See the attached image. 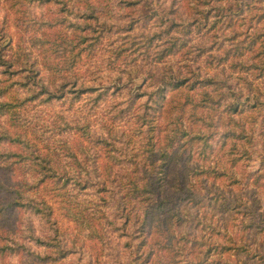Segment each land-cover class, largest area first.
I'll return each instance as SVG.
<instances>
[{
    "label": "rangeland",
    "instance_id": "rangeland-1",
    "mask_svg": "<svg viewBox=\"0 0 264 264\" xmlns=\"http://www.w3.org/2000/svg\"><path fill=\"white\" fill-rule=\"evenodd\" d=\"M11 1L0 0V61L29 69L0 67L3 98L18 104L16 116L0 118V134L32 145L0 140V151L25 155L0 163V181L47 176L33 164L42 154L54 171L30 192L52 220L45 205L3 211L0 264H134L143 240L151 264H264V76L225 61L235 32H264V0ZM44 21L59 23L40 36ZM77 23L89 40L75 46ZM51 41L73 51L41 52ZM19 45L33 49L32 66ZM147 165L170 199L150 208L155 217L141 231L136 216L148 203L128 196L126 178L144 177ZM12 198L0 194V204Z\"/></svg>",
    "mask_w": 264,
    "mask_h": 264
},
{
    "label": "trees",
    "instance_id": "trees-1",
    "mask_svg": "<svg viewBox=\"0 0 264 264\" xmlns=\"http://www.w3.org/2000/svg\"><path fill=\"white\" fill-rule=\"evenodd\" d=\"M50 1V0H48ZM14 2V3H13ZM11 5L12 7L17 6V1L16 0H12L11 1ZM207 3V2H206ZM128 5V4H126ZM77 17H81L83 16V14H85L84 16L87 17L85 19V21L87 22L88 19L90 18L88 16V14L86 12H83L82 14H79L78 12H76ZM91 15L95 16L96 20H100V16H99V12H91ZM207 16V15H206ZM89 17V18H88ZM245 17V16H244ZM259 18V24H261L264 20V11L263 14H261V17L258 16ZM251 19V18H250ZM174 22V21H173ZM191 21H189L188 23L186 22V24H184V28H188V24ZM59 22H50V21H44L42 22L41 26H39V29L41 31V35L43 36L45 33H47V31H49L48 29L52 30V29H56V26ZM243 23V22H242ZM250 23V21H249ZM193 24V23H192ZM84 23H77L76 25H72V30L77 31V33L80 34L79 40L78 42L75 44L78 45V43L83 42L84 39L89 40L87 35H82V33L84 31H87V28H85ZM199 26V20L198 23L196 24V26ZM203 25V24H202ZM215 27V23L213 24ZM241 25V23L239 24ZM254 25V23L250 24L249 27H252ZM91 29V26L89 27ZM132 27L129 28V30H131ZM259 29V28H258ZM36 31V30H35ZM89 31V30H88ZM93 31V30H92ZM239 35H245V39L243 42H235V39L238 38ZM264 35V32H257V33H253V32H246L244 33H240V32H235V37H234V41L230 42V53L228 58L225 61H228L230 63V65H235V66H240L244 69H252L253 71H259L258 76H264V58H261L262 56L264 57V52L261 51L264 50V47L262 43H264V40H261L260 37ZM239 39V38H238ZM49 41V40H48ZM171 45L175 46L177 43V39L170 40ZM44 46L41 47L40 51L44 52L45 47L47 45L52 46L56 49H61L63 48L62 51L65 50V48H67L70 51H73L74 47L70 48V45H67L65 47H63V42L61 41L59 44H56V42L51 41V42H44ZM184 44V42H181V45ZM188 42L184 44L183 47H187ZM22 45H19V47ZM172 46L164 49L162 52H159V57H157V59H153L154 61H156V63L161 62L162 59H164L167 55L172 53ZM180 49V48H179ZM21 52H23L25 54V62L24 63H30V66H32V64H34V62H31L30 58L28 59V56L31 57L32 53H33V49L30 48V50L27 49V47L22 46L21 47ZM235 53V54H234ZM234 54V55H233ZM78 55L77 54H71V58L69 59V61L73 62L75 57ZM62 57V56H60ZM1 58L2 60L0 61V67L1 69L4 68V70H2V74H10V75H15L21 72H25L28 71L29 68H26L27 66H23V64H18L15 65V61L14 60H10V59H6V55L1 54ZM63 58V57H62ZM237 59L236 62H233V59ZM59 59V58H58ZM19 60V58L16 59V62ZM61 60V58H60ZM76 63V61H75ZM54 65V64H53ZM51 68V67H50ZM21 69V70H20ZM59 68H57L58 70ZM259 69V70H258ZM1 78H0V118L2 116H6L8 114L11 115L14 113V116H16L17 113V102H12L10 100H5L3 97L6 95L7 93V89L5 88V82L6 80H3L1 82ZM176 81V80H174ZM179 81V80H178ZM67 83L63 82L62 86H65ZM168 84V81L166 82ZM170 83V82H169ZM174 83V82H173ZM181 86V84H176L177 86ZM164 88H162L163 90ZM161 90V92H162ZM82 91V90H81ZM54 96V94H48V98L47 99H51ZM16 111V112H14ZM242 127V126H241ZM245 132V130L243 131ZM247 136V134L245 135V137ZM2 139H9L11 141L14 142H21V143H25L26 147L31 148V143L28 140H24L23 138H21L20 136H13V134L9 131L5 132L4 134H0V140ZM35 150H33L32 152H35L38 154V149H36L34 147ZM8 155H20L21 157H25V155L23 154H10L9 152H2L0 151V163H2V161L7 158ZM32 155V154H30ZM29 158H31L29 156ZM39 160H35L34 163H37L39 165V171H37V173H42L43 170L47 171V176H43V174H38V176H32L33 178H35L34 180H32L31 178H27V176H25L24 178H22L21 180H19V182L15 183V184H9V185H3V182L0 181V194H4L7 193L8 195H11L12 200L8 201H4L5 204H0V214L5 211L9 206L11 205H15V206H19V207H24V208H30L34 211H41L43 212V210L41 208H39V205H45L49 210H47L45 213L46 217L49 221L52 220V214L50 212V207L48 206V204L43 201V200H38L37 198H35V196L33 194H31V192L33 190H37L40 185L45 181L46 178H48L49 176H51V170L54 171L52 169L51 166H49V162L47 159H45V157L42 156V154H38L36 157H32V159H38ZM172 159V158H170ZM38 161V162H37ZM121 161V160H120ZM152 162V166L154 167L153 169L155 170V172L157 174H160L161 172V165L160 164H156L155 160H151ZM147 170V172L145 173V171L143 172L142 175H145L144 177H136L133 176L136 173H138V171H135L134 174L129 177L127 176V181H126V191H128V196L129 197H133V198H137V200H141V203H144L146 205V203H148L138 214V216H136V225L139 226L138 229H140L141 227V231L144 230V228L146 227V222H148V220H151L153 217H155V210H159V209H163L164 207L168 204V200L170 199L168 197L167 194H165L162 190V186L159 184L158 182V178L153 176V172L150 170L151 168H149V166L147 165V167H145ZM49 171V172H48ZM218 171V170H217ZM221 174V173H220ZM222 175V174H221ZM154 177V178H153ZM159 177V176H158ZM217 177V176H216ZM31 191V192H30ZM215 196L216 199L218 201H221L223 199V197L225 198L226 193L225 192H215ZM5 200V198H4ZM196 201V200H195ZM154 205V206H152ZM155 210L151 211L150 208H153ZM132 208L134 210H136V212H138V207L135 208V206H132ZM162 211V210H161ZM172 213V216H167L166 221L170 220V218H172L173 216L177 215L176 213L178 212L175 207H170L168 208V210L165 212L166 213ZM164 214V215H165ZM179 217V216H178ZM128 218V217H127ZM130 218V217H129ZM165 219V218H164ZM165 221V222H166ZM181 221V220H179ZM162 223V222H161ZM168 225V224H167ZM166 225V226H167ZM163 226V223H162ZM257 227H259V231L260 232H264V221H262L261 225H257ZM150 237L153 235V230L150 231ZM144 241V240H143ZM143 241H139L136 244V251H135V258L133 259V263L134 264H151V262L154 260L153 257V252H152V248L150 247V251H145V245L146 243H144ZM148 241V239H147ZM235 245V244H234ZM236 247V246H235ZM211 247H208L207 250H205V253H208L210 251ZM240 249V248H239ZM248 254H249V250H247ZM251 254V253H250ZM255 255H258L257 252ZM253 256L249 257L247 260V262L251 261V258ZM254 258V257H253ZM246 262V261H245ZM156 264V263H153Z\"/></svg>",
    "mask_w": 264,
    "mask_h": 264
}]
</instances>
